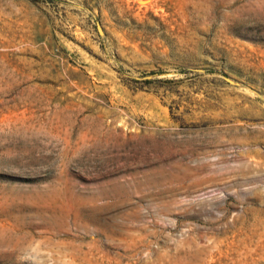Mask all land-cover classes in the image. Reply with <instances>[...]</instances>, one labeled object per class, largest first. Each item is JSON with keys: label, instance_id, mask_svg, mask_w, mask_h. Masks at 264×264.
<instances>
[{"label": "rangeland", "instance_id": "obj_1", "mask_svg": "<svg viewBox=\"0 0 264 264\" xmlns=\"http://www.w3.org/2000/svg\"><path fill=\"white\" fill-rule=\"evenodd\" d=\"M0 264H264V0H0Z\"/></svg>", "mask_w": 264, "mask_h": 264}]
</instances>
